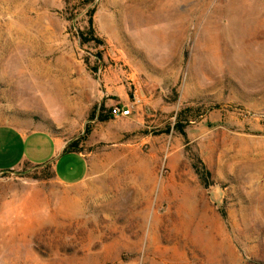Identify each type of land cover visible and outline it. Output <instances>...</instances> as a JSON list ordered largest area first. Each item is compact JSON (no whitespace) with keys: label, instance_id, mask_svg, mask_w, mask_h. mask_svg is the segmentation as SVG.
<instances>
[{"label":"rangeland","instance_id":"374dc122","mask_svg":"<svg viewBox=\"0 0 264 264\" xmlns=\"http://www.w3.org/2000/svg\"><path fill=\"white\" fill-rule=\"evenodd\" d=\"M32 130L90 171L0 174L17 264H264V0H0V146Z\"/></svg>","mask_w":264,"mask_h":264},{"label":"crops","instance_id":"0c3cea01","mask_svg":"<svg viewBox=\"0 0 264 264\" xmlns=\"http://www.w3.org/2000/svg\"><path fill=\"white\" fill-rule=\"evenodd\" d=\"M14 133L16 140L0 146V174L18 171L24 166L42 168L48 165L56 182L68 187L78 186L88 177L90 160L82 152L64 151L66 140L43 130Z\"/></svg>","mask_w":264,"mask_h":264},{"label":"bare ground","instance_id":"6f19581e","mask_svg":"<svg viewBox=\"0 0 264 264\" xmlns=\"http://www.w3.org/2000/svg\"><path fill=\"white\" fill-rule=\"evenodd\" d=\"M12 214V213H11ZM7 215H3L0 220V233L3 234V231H6L10 225H12L13 221H10ZM13 244L14 238L12 237L11 233L7 234L5 237H0V264H17L18 259L14 257H9L8 247L7 244ZM10 247V246H9ZM13 256V255H12Z\"/></svg>","mask_w":264,"mask_h":264},{"label":"trees","instance_id":"16d2710c","mask_svg":"<svg viewBox=\"0 0 264 264\" xmlns=\"http://www.w3.org/2000/svg\"><path fill=\"white\" fill-rule=\"evenodd\" d=\"M67 20H69V17L67 18ZM89 34H90V35L93 34V30H92V26H91V21H89ZM76 35H77V38H78V40H79V44H80V45L85 44V42H84L85 40H84V38H83L82 31L78 29ZM94 115H95V114H93V117H95V120H97L98 122H103V121H106V120L108 119L107 117H105V116H101V115H99V114H97L96 116H94ZM109 116L111 117V115H110V111H109ZM179 131H180L181 134H183L182 129L179 130ZM64 151H66V152H80V151L78 150V147H77V143H76V142L68 143V144L66 145ZM43 167H44V168H49L48 165L43 166Z\"/></svg>","mask_w":264,"mask_h":264},{"label":"built area","instance_id":"2783aa9c","mask_svg":"<svg viewBox=\"0 0 264 264\" xmlns=\"http://www.w3.org/2000/svg\"><path fill=\"white\" fill-rule=\"evenodd\" d=\"M137 103H138V101L134 100V101H132V103L129 106H126L125 108H122L119 106L113 107L110 110V115L113 119L129 117L132 113L134 106H136Z\"/></svg>","mask_w":264,"mask_h":264},{"label":"water","instance_id":"95a60500","mask_svg":"<svg viewBox=\"0 0 264 264\" xmlns=\"http://www.w3.org/2000/svg\"><path fill=\"white\" fill-rule=\"evenodd\" d=\"M213 194H220V189L218 187L214 188Z\"/></svg>","mask_w":264,"mask_h":264}]
</instances>
